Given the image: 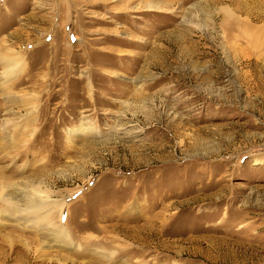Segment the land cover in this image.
<instances>
[{"label":"rangeland","instance_id":"rangeland-1","mask_svg":"<svg viewBox=\"0 0 264 264\" xmlns=\"http://www.w3.org/2000/svg\"><path fill=\"white\" fill-rule=\"evenodd\" d=\"M0 264H264V0H0Z\"/></svg>","mask_w":264,"mask_h":264}]
</instances>
